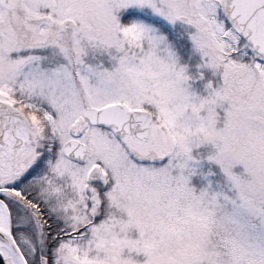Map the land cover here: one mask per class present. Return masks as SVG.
Wrapping results in <instances>:
<instances>
[{
  "label": "snow or ice",
  "instance_id": "obj_1",
  "mask_svg": "<svg viewBox=\"0 0 264 264\" xmlns=\"http://www.w3.org/2000/svg\"><path fill=\"white\" fill-rule=\"evenodd\" d=\"M0 264H264V0H0Z\"/></svg>",
  "mask_w": 264,
  "mask_h": 264
}]
</instances>
